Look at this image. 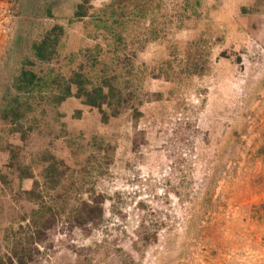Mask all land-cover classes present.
Returning a JSON list of instances; mask_svg holds the SVG:
<instances>
[{"label": "rangeland", "instance_id": "1", "mask_svg": "<svg viewBox=\"0 0 264 264\" xmlns=\"http://www.w3.org/2000/svg\"><path fill=\"white\" fill-rule=\"evenodd\" d=\"M21 259L264 264V0H0V264Z\"/></svg>", "mask_w": 264, "mask_h": 264}, {"label": "trees", "instance_id": "2", "mask_svg": "<svg viewBox=\"0 0 264 264\" xmlns=\"http://www.w3.org/2000/svg\"><path fill=\"white\" fill-rule=\"evenodd\" d=\"M79 12H77L75 15L76 17L80 18L83 17L84 14L80 12L82 9V5L78 6ZM40 46H38L36 50V55L39 57L40 55ZM26 74V72L24 73ZM77 87L78 96L80 98H83L85 101V104L92 106V107H99L101 104H103V101L105 99V95L102 91V89H87L81 82H72ZM17 264H25L24 260H17Z\"/></svg>", "mask_w": 264, "mask_h": 264}]
</instances>
